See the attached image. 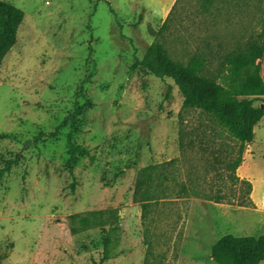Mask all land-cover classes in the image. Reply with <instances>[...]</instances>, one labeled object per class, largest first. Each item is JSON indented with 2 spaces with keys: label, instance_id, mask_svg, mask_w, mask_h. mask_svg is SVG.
<instances>
[{
  "label": "rangeland",
  "instance_id": "1",
  "mask_svg": "<svg viewBox=\"0 0 264 264\" xmlns=\"http://www.w3.org/2000/svg\"><path fill=\"white\" fill-rule=\"evenodd\" d=\"M1 1L24 17L0 66V264H143L146 243L155 263L216 264L220 237L264 235V116L234 172L237 142L182 109L170 79L131 69L164 25L170 58L203 53L220 81L223 57L264 26V0ZM95 211L117 221L104 262L103 228L70 230Z\"/></svg>",
  "mask_w": 264,
  "mask_h": 264
},
{
  "label": "trees",
  "instance_id": "2",
  "mask_svg": "<svg viewBox=\"0 0 264 264\" xmlns=\"http://www.w3.org/2000/svg\"><path fill=\"white\" fill-rule=\"evenodd\" d=\"M106 3L109 12L114 14L108 2ZM23 17L24 14L20 9L0 0V66L16 43L18 28ZM163 30L164 25L160 27L142 58H134L131 69L141 67L155 78L170 79L182 98V109L199 110L207 115L221 132L237 142L236 158L227 165L235 172L241 166L246 146L253 142L254 127L264 116V108L260 105L255 106V102L261 101L264 97V83L259 76L260 65L256 62L264 54V26L223 57L221 66L224 73L219 75L220 81H217L218 77L207 74L208 60L203 53L195 54L186 63L170 58L159 40V34ZM207 52L211 55L212 50L208 49ZM170 90L171 87L168 88L166 99L170 97ZM69 153L74 163L76 154L82 155L84 151L70 145ZM10 164L6 162L4 168L0 169V177L10 169ZM156 168L148 167L146 170L150 173H142L136 181L134 188L136 201H140V197L148 198L144 195L146 194L144 188L149 184L151 173L155 172ZM158 176L163 177V175ZM236 179L247 184L250 193V183L238 177ZM143 201L146 202H141L142 219L145 218L149 204L147 200ZM215 202L219 203L220 199L217 197ZM103 215V212L95 211L72 215L69 218L72 234L88 228H103L105 236L102 262L112 258L111 240L117 230L116 218L104 219ZM150 248L151 245L146 243L143 264H160L155 263ZM211 258L216 264H264V235L254 237L226 234L212 245Z\"/></svg>",
  "mask_w": 264,
  "mask_h": 264
},
{
  "label": "crops",
  "instance_id": "3",
  "mask_svg": "<svg viewBox=\"0 0 264 264\" xmlns=\"http://www.w3.org/2000/svg\"><path fill=\"white\" fill-rule=\"evenodd\" d=\"M169 1H170V2H172V1L174 2L175 0H169ZM169 1H168V2H169ZM238 171H240V168H238ZM241 175H242V174H241Z\"/></svg>",
  "mask_w": 264,
  "mask_h": 264
}]
</instances>
